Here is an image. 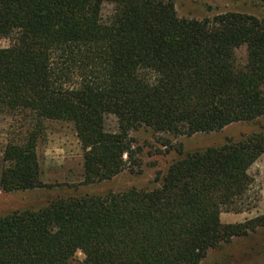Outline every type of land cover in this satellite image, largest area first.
<instances>
[{
    "label": "trees",
    "instance_id": "trees-1",
    "mask_svg": "<svg viewBox=\"0 0 264 264\" xmlns=\"http://www.w3.org/2000/svg\"><path fill=\"white\" fill-rule=\"evenodd\" d=\"M5 39L13 43L0 48V116L21 124L3 155L0 193L62 189L41 179L48 122L75 126L84 180L43 208L0 217V264H74L78 253L83 264H202L264 228V216L221 221L243 212L264 127L221 147L185 154L180 146L151 188L79 191L142 174L134 132L192 138L264 120V20L181 18L173 0H0ZM241 47L246 65L236 61Z\"/></svg>",
    "mask_w": 264,
    "mask_h": 264
},
{
    "label": "rangeland",
    "instance_id": "rangeland-1",
    "mask_svg": "<svg viewBox=\"0 0 264 264\" xmlns=\"http://www.w3.org/2000/svg\"><path fill=\"white\" fill-rule=\"evenodd\" d=\"M181 18L204 20L217 15L236 12L255 16L264 20V0H173ZM113 12L111 5H106L104 18L108 19ZM11 40L0 41V48L12 46ZM239 65L247 64V48L241 47L236 53ZM19 119L0 116V174L3 169V155L12 134L20 128ZM117 120L108 118L109 131H117ZM264 120L254 123L232 125L220 133L200 134L192 138H175L168 135L156 136L151 131L142 129L132 133L136 147L143 149L142 174L124 172L116 179L100 185L82 188V194L101 195L109 192L122 193L132 188L148 189L158 174L164 175L169 166L179 158L177 148L183 147L185 154L203 151L208 148L221 147L229 140H239L242 136L260 132ZM162 136L170 140L173 148H163ZM38 155L41 165V179L46 185L61 187L56 191L46 189L26 193H0V217L17 211L38 210L45 207L58 192L74 194L68 186H79L84 178L83 150L72 123L48 122L45 124L44 138L39 144ZM253 179L250 191L241 202L242 213H224L221 221L224 224H241L264 216V155L249 172ZM85 257L78 253L74 264H83ZM202 264H264V228L248 237L234 239L230 244L212 251Z\"/></svg>",
    "mask_w": 264,
    "mask_h": 264
}]
</instances>
